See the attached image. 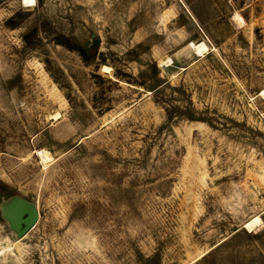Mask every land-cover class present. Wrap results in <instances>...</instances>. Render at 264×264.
<instances>
[{"label":"rangeland","instance_id":"rangeland-1","mask_svg":"<svg viewBox=\"0 0 264 264\" xmlns=\"http://www.w3.org/2000/svg\"><path fill=\"white\" fill-rule=\"evenodd\" d=\"M263 88L264 0H0V264H264Z\"/></svg>","mask_w":264,"mask_h":264},{"label":"water","instance_id":"water-1","mask_svg":"<svg viewBox=\"0 0 264 264\" xmlns=\"http://www.w3.org/2000/svg\"><path fill=\"white\" fill-rule=\"evenodd\" d=\"M99 43L100 40L96 38L94 44L98 45ZM88 44L90 41H87L85 46ZM38 216L36 203L20 195L13 194L0 201V217L7 223L16 239L22 238L34 227Z\"/></svg>","mask_w":264,"mask_h":264},{"label":"bare ground","instance_id":"bare-ground-1","mask_svg":"<svg viewBox=\"0 0 264 264\" xmlns=\"http://www.w3.org/2000/svg\"><path fill=\"white\" fill-rule=\"evenodd\" d=\"M23 4L25 6H33L35 5V3H31L30 0H22ZM233 20H235V22L240 26V25H243L244 24V20L243 18L238 15V14H234L233 16ZM189 46L191 48H193L195 50V52L199 55L203 54L204 52H206L208 50L206 44L204 42H197V43H194V42H190ZM260 96H263L264 97V88L260 90V93H259ZM39 155H40V158L43 159L44 162H47L50 160L48 154L46 151L44 150H37ZM261 224V220L258 216H254L252 217L251 219L247 220L245 223H244V227L247 228V229H252L253 227L257 226Z\"/></svg>","mask_w":264,"mask_h":264},{"label":"trees","instance_id":"trees-1","mask_svg":"<svg viewBox=\"0 0 264 264\" xmlns=\"http://www.w3.org/2000/svg\"><path fill=\"white\" fill-rule=\"evenodd\" d=\"M81 52H85V48H81ZM152 68H153V70H152L153 72H152V73H153V75H154V74L157 72L156 65L153 64V67H152ZM156 74H157V73H156ZM155 77H156V76H150L149 79H155Z\"/></svg>","mask_w":264,"mask_h":264},{"label":"snow or ice","instance_id":"snow-or-ice-1","mask_svg":"<svg viewBox=\"0 0 264 264\" xmlns=\"http://www.w3.org/2000/svg\"><path fill=\"white\" fill-rule=\"evenodd\" d=\"M31 3H35V0H30Z\"/></svg>","mask_w":264,"mask_h":264}]
</instances>
